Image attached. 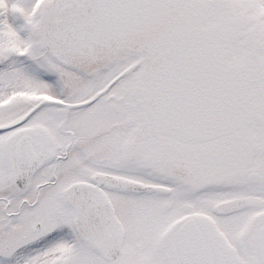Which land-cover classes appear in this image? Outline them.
Returning <instances> with one entry per match:
<instances>
[{
  "label": "snow or ice",
  "instance_id": "6c2138e0",
  "mask_svg": "<svg viewBox=\"0 0 264 264\" xmlns=\"http://www.w3.org/2000/svg\"><path fill=\"white\" fill-rule=\"evenodd\" d=\"M0 264H264V0H0Z\"/></svg>",
  "mask_w": 264,
  "mask_h": 264
}]
</instances>
